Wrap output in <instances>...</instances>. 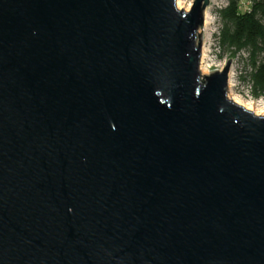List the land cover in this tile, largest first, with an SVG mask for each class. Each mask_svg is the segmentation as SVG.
Segmentation results:
<instances>
[{"label":"water","instance_id":"obj_1","mask_svg":"<svg viewBox=\"0 0 264 264\" xmlns=\"http://www.w3.org/2000/svg\"><path fill=\"white\" fill-rule=\"evenodd\" d=\"M209 0H0V264H264V115L200 72Z\"/></svg>","mask_w":264,"mask_h":264},{"label":"trees","instance_id":"obj_2","mask_svg":"<svg viewBox=\"0 0 264 264\" xmlns=\"http://www.w3.org/2000/svg\"><path fill=\"white\" fill-rule=\"evenodd\" d=\"M220 43L227 49L244 50L250 64L254 95H264V1L252 0L242 10L238 0H228L218 10Z\"/></svg>","mask_w":264,"mask_h":264},{"label":"rangeland","instance_id":"obj_3","mask_svg":"<svg viewBox=\"0 0 264 264\" xmlns=\"http://www.w3.org/2000/svg\"><path fill=\"white\" fill-rule=\"evenodd\" d=\"M228 0H209V19L205 24L203 21L202 27L198 29L196 41L199 42L198 33L201 32V56H200V72L202 75L211 73L215 70L221 69L225 62L231 58V65L229 72L231 78L229 82L228 76V91L227 95L230 99L235 98L240 102L244 101L246 93H252L251 79L249 77L250 64L247 61V55L244 50L227 49L220 43L221 21L218 17V10L223 7ZM242 10L247 9L252 0H238ZM264 1V0H263ZM183 6L189 5L190 8L193 0H180ZM202 66L208 65L206 70H201ZM254 95V94H253ZM256 96V95H254ZM258 95L256 97H259Z\"/></svg>","mask_w":264,"mask_h":264},{"label":"bare ground","instance_id":"obj_4","mask_svg":"<svg viewBox=\"0 0 264 264\" xmlns=\"http://www.w3.org/2000/svg\"><path fill=\"white\" fill-rule=\"evenodd\" d=\"M189 5H190V3H189L188 5L183 6L182 3L180 2V0H176V6H177L178 8H183L184 10H188ZM208 13H209V6H207V7L205 8V10H204V23H205V24L208 23V19H209V15H208ZM202 63H203V61H202V59H201V70H202V72H204V71L206 70V67H207L208 65L202 66ZM228 76H229V82H230L231 72H229V75H228ZM232 100H233L235 103H237V104L243 106L245 109L253 111V113L256 114V115H260V114H262V113H260V112H258V111H254L253 107H251L248 103L240 102L238 99H235V98H232Z\"/></svg>","mask_w":264,"mask_h":264},{"label":"built area","instance_id":"obj_5","mask_svg":"<svg viewBox=\"0 0 264 264\" xmlns=\"http://www.w3.org/2000/svg\"><path fill=\"white\" fill-rule=\"evenodd\" d=\"M243 99L244 103H248L253 107L254 111H258L262 113L260 115H264V95L256 97L252 93H246Z\"/></svg>","mask_w":264,"mask_h":264}]
</instances>
